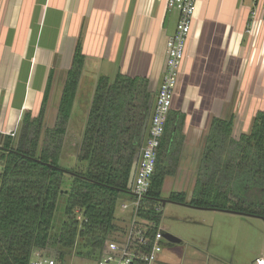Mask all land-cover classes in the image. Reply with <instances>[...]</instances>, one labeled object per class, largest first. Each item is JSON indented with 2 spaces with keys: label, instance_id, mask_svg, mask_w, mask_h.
<instances>
[{
  "label": "crops",
  "instance_id": "obj_1",
  "mask_svg": "<svg viewBox=\"0 0 264 264\" xmlns=\"http://www.w3.org/2000/svg\"><path fill=\"white\" fill-rule=\"evenodd\" d=\"M262 1L196 4L170 111L181 119L176 139L181 137L182 147L174 176L191 179L185 185L181 180V188L191 183L193 191L213 119H232L231 137L238 139L264 111ZM177 19L176 11L156 0H0V134L19 135L25 113L30 120L43 113L42 128L54 126L77 46L84 64L66 137L77 126L78 112L89 110L101 76L144 78L156 96ZM85 84L90 90L81 111ZM192 191L177 193L189 199ZM179 245L164 246L157 263L173 264Z\"/></svg>",
  "mask_w": 264,
  "mask_h": 264
},
{
  "label": "trees",
  "instance_id": "obj_2",
  "mask_svg": "<svg viewBox=\"0 0 264 264\" xmlns=\"http://www.w3.org/2000/svg\"><path fill=\"white\" fill-rule=\"evenodd\" d=\"M83 64L77 46L52 128H42L43 113L33 120L25 113L16 145L15 137L0 134V264H29L35 252L48 250L62 264L80 242L88 248L85 256L97 257L117 229L115 212L121 197H129L155 96L144 78L99 77L77 153L79 165L62 169L58 160ZM180 122L177 114H168L140 211L156 228L160 213L155 204L162 201L165 179L179 165ZM231 132L232 119L211 121L191 197L172 192L167 201L264 221V111L256 114L249 133L234 139ZM60 197L63 220L55 229Z\"/></svg>",
  "mask_w": 264,
  "mask_h": 264
},
{
  "label": "rangeland",
  "instance_id": "obj_3",
  "mask_svg": "<svg viewBox=\"0 0 264 264\" xmlns=\"http://www.w3.org/2000/svg\"><path fill=\"white\" fill-rule=\"evenodd\" d=\"M89 90L88 85L85 84L84 94L80 101L81 111L86 105ZM87 113L88 110L85 111V115L83 112H78L77 126H73L67 133L71 135L66 137L58 160V166L62 169H76L79 165L77 153ZM253 120L254 118L250 120V128ZM249 131L250 129L247 133ZM181 180L184 181V185L186 180L191 181L186 177H167L162 187L161 199L167 201L171 192H179L180 189H184L185 193L190 195L191 183L181 188ZM121 201H128V197L122 196ZM155 205V209H158L160 213L158 228L180 240L179 249L172 257L173 264H207L208 261L209 264H253L255 259L264 254V222L261 219L225 212L198 210L172 202L164 205L157 202ZM63 211L64 202L60 197L53 218V228H59L63 220ZM115 216L121 217L119 205ZM80 244L76 243L71 255L62 264H96V254L85 256L88 248L84 247L81 242ZM41 254L58 262L54 252L48 250Z\"/></svg>",
  "mask_w": 264,
  "mask_h": 264
},
{
  "label": "built area",
  "instance_id": "obj_4",
  "mask_svg": "<svg viewBox=\"0 0 264 264\" xmlns=\"http://www.w3.org/2000/svg\"><path fill=\"white\" fill-rule=\"evenodd\" d=\"M176 11L178 19L173 36L166 43V62L163 77L155 96L146 137L140 150L134 175L129 185L128 201H121L117 229L105 241L96 264H156L164 246L169 245L155 227L140 216L155 170L156 156L162 140L164 126L172 109V98L177 85L180 65L185 54V43L191 30L198 0H156ZM261 8L264 10V0ZM252 18L254 15L252 14ZM16 137L15 133L10 134ZM0 166V172H1ZM159 212L158 209H155ZM156 228L153 236L149 233ZM171 244V243H170ZM29 264H58L54 259L35 252ZM254 264H264V257Z\"/></svg>",
  "mask_w": 264,
  "mask_h": 264
},
{
  "label": "water",
  "instance_id": "obj_5",
  "mask_svg": "<svg viewBox=\"0 0 264 264\" xmlns=\"http://www.w3.org/2000/svg\"><path fill=\"white\" fill-rule=\"evenodd\" d=\"M143 131H144V129L142 130V135H143ZM141 135V136H142ZM17 139H18V134H17V136L15 137V141H14V144L16 145V143H17ZM168 202H170V201H164V200H162V201H160V203L162 204V205H164L165 203H168ZM184 206H187V207H190V206H188V205H184ZM191 208V207H190ZM224 212H227V211H224ZM228 213H231V212H228ZM237 215H240V216H242L241 214H238L237 213ZM264 222V221H263ZM161 233H162V236L167 240V241H169V243H171V244H179L180 243V240L178 239V238H176L175 236H172L171 234H169V233H167V232H164V231H161ZM263 257H264V254H263Z\"/></svg>",
  "mask_w": 264,
  "mask_h": 264
}]
</instances>
